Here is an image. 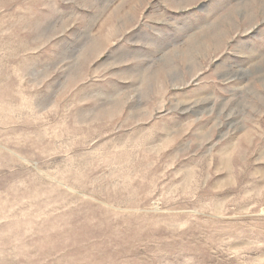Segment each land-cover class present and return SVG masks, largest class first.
<instances>
[{
	"label": "rangeland",
	"instance_id": "374dc122",
	"mask_svg": "<svg viewBox=\"0 0 264 264\" xmlns=\"http://www.w3.org/2000/svg\"><path fill=\"white\" fill-rule=\"evenodd\" d=\"M0 264H264V0H0Z\"/></svg>",
	"mask_w": 264,
	"mask_h": 264
}]
</instances>
